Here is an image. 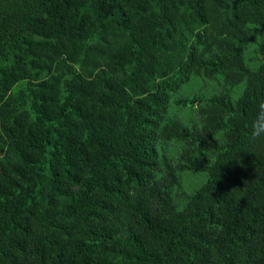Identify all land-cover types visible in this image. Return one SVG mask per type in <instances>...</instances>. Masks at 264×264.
I'll return each instance as SVG.
<instances>
[{
	"label": "trees",
	"instance_id": "trees-1",
	"mask_svg": "<svg viewBox=\"0 0 264 264\" xmlns=\"http://www.w3.org/2000/svg\"><path fill=\"white\" fill-rule=\"evenodd\" d=\"M260 103L264 0H0V264H264Z\"/></svg>",
	"mask_w": 264,
	"mask_h": 264
},
{
	"label": "clouds",
	"instance_id": "clouds-1",
	"mask_svg": "<svg viewBox=\"0 0 264 264\" xmlns=\"http://www.w3.org/2000/svg\"><path fill=\"white\" fill-rule=\"evenodd\" d=\"M250 139H264V103L257 106V110L250 122Z\"/></svg>",
	"mask_w": 264,
	"mask_h": 264
},
{
	"label": "rangeland",
	"instance_id": "rangeland-1",
	"mask_svg": "<svg viewBox=\"0 0 264 264\" xmlns=\"http://www.w3.org/2000/svg\"><path fill=\"white\" fill-rule=\"evenodd\" d=\"M107 133H108L109 135H112V130H107Z\"/></svg>",
	"mask_w": 264,
	"mask_h": 264
}]
</instances>
